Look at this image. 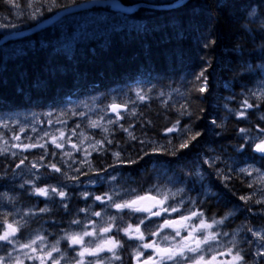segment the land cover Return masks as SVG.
<instances>
[{
    "label": "trees",
    "instance_id": "1",
    "mask_svg": "<svg viewBox=\"0 0 264 264\" xmlns=\"http://www.w3.org/2000/svg\"><path fill=\"white\" fill-rule=\"evenodd\" d=\"M106 1H114L121 5V10L130 13H121L120 10L97 4L81 14L115 15L120 25L110 27L106 23L100 30L94 29L86 41L71 51L58 46H43L55 45L57 42L56 37L59 36L51 34L53 26L59 23L56 22V16L70 8ZM33 2L35 11L42 13L43 19L52 23L50 27L9 41L0 48L1 115L17 114L20 106L41 111L39 109L49 102L54 103L53 111H59L71 107L77 95L119 94L117 103L120 106L124 105L123 97L131 94L132 88H140L148 96L144 105L137 106V121L148 128L144 131L138 126L128 139L144 141L142 150L149 154H143L141 149L135 150L128 142L118 149L124 156L132 158L129 168H133L136 175L133 179L142 182L138 175L143 173L144 176L147 166L158 158L180 159L183 162L180 168H185L182 172L179 170L180 174L188 172L190 175V169H195L196 165H209L206 162L214 159L213 153L220 148L226 149L227 142L236 143L240 140L243 142H237L236 147H245L247 151L240 155L233 153L232 166L226 168V177L232 180L229 183L231 191L223 199L231 201L232 198L233 210L237 208L236 204H250L252 195L245 196L250 188L249 181L246 178V183L240 181L241 185L237 186V181H234L236 178L232 175L237 169L236 165L251 161L252 157L256 161H264V157L257 155L250 147L252 144L240 134V129L253 132L264 129L258 116L264 110V102L250 100L253 107L248 108L245 118H228L226 122L223 109L228 104L226 100L230 92L247 91L264 75V70L260 69L264 64V0ZM43 5L45 7L40 9ZM12 7L8 0H0L1 13L10 15ZM124 20L126 24L121 26ZM28 24L31 28L37 25L33 22ZM256 25L260 30L255 32ZM4 35L0 36V42ZM211 41H215V44ZM14 42L19 45L25 42L27 47H19L20 53L11 47ZM201 72L207 77L205 92L198 90L202 86V78L198 79ZM173 90L181 93L180 99L176 100L175 96L169 100ZM163 93L166 96L162 100L159 97ZM192 122L194 132L200 135L187 148L181 149L179 145L192 135L189 131L185 132L182 142L175 139L171 145L164 144V135L169 127L182 125L189 129ZM194 141L196 145H193ZM221 156L223 158L224 153ZM8 168V165H1L0 175ZM7 190L11 191L10 188ZM241 197L249 199L243 200ZM215 203H210L211 210L221 214L224 206L216 207ZM224 204L227 205L226 201ZM248 219L253 224V220Z\"/></svg>",
    "mask_w": 264,
    "mask_h": 264
},
{
    "label": "rangeland",
    "instance_id": "2",
    "mask_svg": "<svg viewBox=\"0 0 264 264\" xmlns=\"http://www.w3.org/2000/svg\"><path fill=\"white\" fill-rule=\"evenodd\" d=\"M14 1H16L15 4L18 6L12 7L13 11H10V13H9L10 15H8V13L3 14L0 12V25H3V27H0V36H2L4 34L7 35L10 33H15V32L25 30V29H29L32 27V26L29 27L30 25L28 23H30V22H33L34 24H39V23L42 24V22L46 21L45 19H43L42 13L39 14L38 11H35L36 5L33 2L34 0H14ZM43 7H45V5L40 7V9H42ZM56 18L58 20L57 22H59V23L56 24L55 26L58 25L57 27H59L61 30L60 39H59L56 46H58L60 49L65 50V51H71L73 48H78L80 43L86 41V38L89 37V35L92 33V31L94 29H95V31H98L106 23L109 24L110 27H114V26L116 27V26L121 24V22L119 23L117 21V17L115 15L109 16L108 14L95 15L92 13H83V14L78 13V14H76V16L75 15L65 16L64 18H60L59 16L58 17L56 16ZM259 23H262V22L259 21ZM125 24H126V21L121 26H123ZM260 27H262V26H260ZM45 28H47V27H45ZM259 30H260V28L258 27V25H256L254 31L256 32ZM255 36L257 37L256 34H255ZM82 40H84V41H82ZM99 42H100V38L98 39V44H99ZM29 45H31V44H29ZM262 45L264 46V43ZM11 47L15 48L19 52V47L24 48V47H27V45L24 43H21L20 45L17 43H14ZM259 48H260V46H259ZM71 55L72 54H70L69 57ZM138 90H142V89L138 88ZM261 91H264V80L261 81V85L258 87L257 93L254 89L250 91V94H249L250 96L256 95L255 97H252L250 99L256 100L257 102L259 100L260 103L264 102V99H261L260 95H259L261 93ZM138 93H139V95H138ZM179 93L180 92L178 90H173L170 93V96L172 98V97L177 96ZM241 95L242 94L239 93L237 98H239V96H241ZM141 96H143L144 98L141 99L140 98ZM147 96H148L147 94L141 93V92L136 91V90L132 94L126 95L125 96L126 97L125 99L127 100L126 106L128 107L127 108L128 109V115L130 114V116L127 115V116H122V117H124L125 119L134 117L135 114H137V109H136L137 106L144 105L142 102L147 100ZM165 96L166 95L163 93L162 95H160L159 98L163 100L165 98ZM246 98H249V97L246 95L245 99ZM106 100H107V102L106 101L104 102L103 98L100 96H86V97H82L80 100H78L76 105L79 106L80 108H83V110L79 114V117H80L82 124L85 127H87V125H86L87 121L85 118L86 110H88L90 113H96L97 111L100 112V110L103 113V111H104L103 114L101 113V115H95L94 116L95 119H93V122H95V124L97 126H95L92 130L90 128H88L90 130V133L81 134L82 136H78V137H68L67 136L68 134H67V131L65 130V128H66V125H69L70 122H67L66 120H64V117L71 122H75V120H79V119H77L76 112H74V113H71L69 111H65L66 113L65 112H59L60 115L53 117L54 115H52L51 112L53 113V112H58V111H52V110L49 111V109H47L45 107L43 109H39L41 111H33V110L30 111V109H25V106H20L17 109V114H15V115L14 114L9 115V113H6L4 115L0 114V125H7V127H0V156H2L6 160H8L7 158H9V156L16 158L18 156V153L16 151L18 149L21 151H25V152H31V153L35 152L39 155V157H38L37 161L36 160L32 161V164H30V166L33 169H36L37 171L34 172L32 170L33 172L32 171L31 172L34 173L35 178H40V180H42V181H51L54 183V184L43 183V184L39 185V187L34 188L33 190H27L26 192L24 191V193L20 197L18 195L13 196L12 194L5 192V191L1 192L0 193V218H2V222H6V221H9L11 219V216L7 213L8 206L14 208V207H16L17 204L21 203V204H23V206L25 208L24 214L29 215V214L34 213V211L38 208L39 204L44 203V202H47V204H45V207H49L50 205H54V204L57 205L58 206L57 211L60 212L59 208L60 207L63 208L61 201H63L64 204H66L67 206L73 207V209L76 212L75 213L73 211L74 216H77V213L81 212V209L84 207L86 209L85 211L87 214L86 219H88V221L86 220V222H88L90 224V226H92L93 224L98 225V224H100L101 221L103 222V217H102L101 213L99 216H96L93 219L88 217V211L92 212V210L90 207H88L86 205L90 202L92 193L94 192V190L93 191L90 190V186L92 185V182H90L91 180L87 181V182L85 181V182H82L81 184H79L78 182H76V177L80 174L90 173L92 171L100 172L101 174L98 175V177H101V176L106 175L110 171V170H106V169H105L106 171L103 170V168L106 167V165L108 163L106 162V160L102 156H99L97 158H91V155L93 153L99 152V148L101 147L100 144L95 142V141L93 143H88L89 139H91L90 134L93 133V135L99 134L102 136V133L99 132V131H101L100 127L104 126L103 127V131H104L105 129H108V127L111 128L112 125L114 124L116 117H112V116L108 117L107 111L109 108H111L113 105L116 104V101L112 98V96H108ZM241 102H240L239 106L230 107L229 111L232 113V114L229 113L230 118L240 117L241 108H242V105L244 103V102L243 103H241ZM101 105H102V107H100ZM0 106H2V103H0ZM131 109H132V111H131ZM133 111H135V112H133ZM263 111L264 110L261 111L262 112L261 114H262V117L264 119V112ZM259 112H260V110H259ZM24 113H26V114H24ZM243 113L245 114V112H243ZM118 115L119 114H117V116ZM98 116H99V118H98ZM42 118H44V120L46 121L45 123H44V120H42ZM109 121H112V123H110ZM128 122H129V124H128ZM128 122L126 124L128 126H130L132 124V122H130V121H128ZM135 126L136 127L139 126L144 131H146L148 128L147 126L141 125V122H139V121H136ZM263 126H264V124H263ZM189 129H190L189 133L193 134L194 130H195V128L193 126V122L190 124ZM124 131L125 130H121L120 132L113 133V139L111 141H109V144L111 143L110 146H113L114 144L117 146H120V144H122V141L124 140L125 141L124 143L128 142L131 146L134 147L135 150H140L143 148V146L145 145L144 141L129 140L128 137H126V135H125L126 132H124ZM128 131H129V133L131 132L130 135H132L133 128H130ZM182 131L183 130H181V134H180L181 136L185 132V131H183V132ZM241 133L242 132L240 131V134ZM240 134H239V137H240ZM245 134L248 136L246 137ZM245 134L243 135V137L246 138L247 140H250L251 139L250 137L252 135V131L249 130ZM17 136L19 137V139L14 138ZM57 139H66V141L69 142V145L65 146L62 150H59V148H56V144L53 143V140H57ZM74 139H78L79 142L83 143L84 150H82V153H80V159L75 161V162H78L77 165L71 166L70 161H71L72 157L75 155V150L77 148V146L73 147L72 140H74ZM5 141H7V143H5ZM237 142L241 144L243 141L239 140ZM236 143L229 141V142H227V145H226V151H229L232 154V156H233V153H235L234 148L236 146ZM153 144H155V142H153ZM14 145H19V146L14 147ZM26 145H34V146L25 148ZM40 145H43V147H41ZM193 145H196V141H194ZM107 150L108 151L110 150L109 146H108ZM215 152H216V154H215V158L213 159V163L209 164V167H208L209 170H211V171L213 170V172L210 171L208 173L209 174L213 173L214 175H209L206 173L205 178L209 182L212 183L214 191L216 190L215 192L217 194V199L223 200L224 196L229 194L231 191L229 183H231L232 180L229 181L228 179H225V177H226L225 174L227 175L226 168L229 165H227L226 163L223 162V159L220 158V154L218 151H215ZM119 153H120L119 159L114 155L116 161L124 162V161L131 160V158L129 156H124L123 154H121V152H119ZM107 154L110 155L111 153L105 152V156H108ZM87 155H90V156H87ZM50 157H51V160H50ZM34 159H36V158H34ZM226 159L229 161L230 158H226ZM29 160H30V158H29ZM147 160H150V158H147ZM166 160L168 161L167 164L176 162L175 163L176 168L178 170H180L181 172L185 169L184 166H182L180 168V165L182 162V161H180V159H171L170 158V159H166ZM177 161H179V162H177ZM24 162L27 163V161H23L16 166V168L14 170L15 173L19 172V169L22 166V163H24ZM216 163L218 164V166L220 168L218 170H216L217 169ZM259 163L264 167V162L261 161ZM52 164H55L56 167H58V168L62 167V168H60L61 172H55L50 167V165H52ZM67 165H68V167H66ZM96 165H99L100 167H96ZM109 165H115V164L113 161H111V162H109ZM45 167L49 169V171H50L49 173L44 172ZM149 168H150V166H147V169H149ZM40 169H42L41 172H40ZM247 169L252 171V175H248V176H251L254 179V182H250L252 184V186L248 189V191L251 190V193H245V195H247V194L249 196H250V194L252 195V196H250L251 204H248L246 206H244V205L240 206V205L236 204L237 208L234 210L231 208L230 210H232V211H228L224 215V217L225 216L228 217L227 218V220L229 221L228 224L233 223L235 225V222L233 220L235 219V215L237 213V215H239L238 216L239 219H242L243 223H247L248 218H250L251 216L255 217L254 215H252L251 213H248V212L249 211L254 212L255 210L258 209V210H260V212H259L260 217L257 219L259 220V222L262 225H264V218H261V216L264 214V204L256 202L258 200L263 199L262 197H263V193H264L262 191V190H264V186H263L264 184H262L260 182L259 177L257 176V172H260V173H264V172L260 171L258 169V167L255 166V164H253L251 167H248ZM238 170H239V168L232 175L233 177L236 178V180H234V181H237V183H238L237 186L241 185V182L245 181V183H246L245 176L240 174V173H237ZM28 171H30V170H28ZM215 173H217V174L215 175ZM6 176H7V174L4 173V177H6ZM29 176H31V175H29ZM138 177L140 179H145L147 184L150 185L149 177L147 175L143 176V174H139ZM35 178H33L32 181H34ZM215 179H216V181L220 180L221 183H217L215 181ZM9 180H10L9 177H7L4 180L2 178H0L1 182H6V181L8 182ZM38 180L39 179H36L34 182H30V183H32L31 185H34L36 183V181H38ZM110 180L112 181V179H110ZM20 181H22V180H20ZM13 183L14 182H12L10 184H13ZM67 185H68V187H67ZM128 185L126 184V186H128ZM220 185L222 187L223 193H221L220 189L218 188ZM15 188H16V186L13 189H15ZM37 188L49 189V195L47 197H45V196H40V195L35 194ZM52 188H56L58 192H63L66 195L64 197H61V196L57 195L56 193H52L51 192ZM25 189H27V188H25ZM166 195L169 197V200L166 203H170L171 205H176L180 208V211L177 212L179 214V216H181L182 213L187 214V213H184V211L182 210L183 207L186 205L185 200L181 199L180 201L176 202V201H174L176 199L175 197L171 198L170 195H168V194H166ZM128 198H130V197H126L125 199H128ZM190 198L192 200L195 199L197 202H203V204H205V206L208 207L209 204L211 203L212 195H210V194H205V195L190 194ZM118 202H121V200L119 199ZM81 203H83V204H81ZM251 206H252V208H254V210L249 209V208H251ZM114 210H117V209L114 208ZM211 211L214 215H219L218 212H215L213 210H211ZM233 212H235V213H233ZM13 213H14L13 214L14 219H17V217L19 216V214L21 212L19 210L13 209ZM121 214L115 215V217L118 219ZM63 223H65V222H63L62 220H59V221H56L57 227L54 226L52 228H48V232H49L48 237H55L56 236V230L60 231V229H62V227H63ZM186 223H192V221H189ZM177 227H179V225H177ZM6 229H7V227L4 230H6ZM228 229H230L229 226H228ZM245 229H248V228H245ZM4 230H3V232H4ZM261 230H262V232H264V228H261ZM159 232H160V235L152 236V240H153V242H155L156 246L166 247L169 243H171V244L173 243V240H170V241L163 240V237L166 234L169 236H174L175 233H173L172 231L164 230L162 227L159 230ZM234 233L236 234L235 230H232L230 237L225 244V247L229 244L230 239L235 235ZM184 234H187V233L184 232ZM67 235H70V233H68ZM32 238L35 239L34 237H32ZM9 245H10V249H11L10 254L6 255V256L0 255V258L4 259V264H12L14 258H19L20 261L24 260L25 258H28V256L23 255L24 250L21 248L20 245H18L16 243H12ZM140 249L141 248L139 247V244H136L135 249H134L136 255H138ZM41 252H43V250L38 251L36 256H40L39 254ZM46 253H48V252H46ZM261 253H262L261 251L256 252V254H258V255H261ZM30 255H31V253H30ZM230 259H231V257H230ZM230 259L221 260V261H228ZM34 263L40 264V261L38 259H35L33 261V264ZM21 264H23V263H21ZM45 264H48V260L45 261Z\"/></svg>",
    "mask_w": 264,
    "mask_h": 264
},
{
    "label": "snow or ice",
    "instance_id": "3",
    "mask_svg": "<svg viewBox=\"0 0 264 264\" xmlns=\"http://www.w3.org/2000/svg\"><path fill=\"white\" fill-rule=\"evenodd\" d=\"M12 6H18L15 4L14 0H8ZM54 2V0H53ZM0 27H3V25H0ZM212 44H215V41H211ZM199 78H202V86L198 89L200 92H205L207 90V77L204 76V73L201 72L199 74ZM139 95V93H138ZM255 95V94H254ZM261 99H264V91H261L259 94ZM141 99L144 97L141 96ZM246 108H252L253 104L248 103L247 101L244 102ZM113 110L115 111L118 106L113 105ZM241 116L244 115L243 112L240 113ZM112 123V121H109ZM92 126H97L96 124H93ZM0 127H7V125H0ZM107 129H105L106 131ZM175 126L173 128L168 129L169 132L175 131ZM183 131L188 132L190 129H184ZM241 132H245V129H240ZM261 131H264V129H261ZM199 133H193L188 139L181 143L179 145V148H187L191 141L196 140L199 136ZM15 139H19V137H14ZM7 143V141H5ZM53 143H55V140H53ZM99 143V142H97ZM19 145H14V147H18ZM34 145H26L27 147H33ZM43 147V145H40ZM56 147H61L60 144H56ZM73 147H76L73 145ZM250 147L253 148L255 152H258L261 154L262 157H264V137H260L258 141H255ZM118 159L120 157V153H113ZM50 167L55 172H61V169L56 167L55 164L50 165ZM242 172H244L247 175H252V171L249 169H241ZM257 176L259 177V180L262 184H264V173L257 172ZM227 179V177H225ZM252 184H249V187H251ZM264 191V190H262ZM52 193H56L57 195L64 197L66 194L63 192H58L56 188L51 189ZM40 196L47 197L49 195V189L47 188H37L36 193ZM174 198V197H173ZM95 199L100 200L101 202H108L111 201V207L116 208L118 211H124L125 209L136 212V213H146L147 216L141 217L138 220V223L136 225L135 231L140 233L137 239L143 241L146 239L144 233L140 232V225L144 224L146 219H150L154 216H160L163 213H174L180 211V208L176 205L169 204L167 207H164V204L169 200V197L167 195L162 196L160 200H157L156 196L153 195H139L136 194L134 197L128 198V199H122L121 202H117L113 199L112 196L100 197L97 196ZM243 200L249 199L248 197H241ZM146 201H151V204H146ZM257 203H264V200H258ZM64 207H67L65 204ZM156 209V210H154ZM93 215L99 216V212H94ZM228 217L225 216L224 219L216 220L215 218H211V222H209L204 217V213L197 211L195 209H192L190 211H187V214H181L179 219H166L163 221L162 225L159 227L162 228H168L171 229L172 232L175 233L174 236L165 235L163 237V240H175L176 237H179V241L172 245L169 243L166 247H158L155 245V242L151 243H142L139 245L140 248L145 249H151L156 253V256L149 255L145 260L144 264H246L244 255L241 254V251H234V245L233 247H229L226 251H222L218 248V245L221 243L220 236L222 233L216 229L219 225L224 224V220ZM113 221H115L116 217L111 218ZM189 221H195L194 223H186ZM72 223L80 224L79 220H74ZM179 225V227H177ZM132 226L129 225L128 228H118L117 231H123L126 235L129 232V228ZM181 229L184 230L187 234H182ZM111 230V225L107 228H103L102 231L107 232ZM251 231V229H250ZM17 232V228L13 227L11 224L7 226V229L4 230L3 234L0 235V241L12 244L13 243V237L15 236ZM150 236H158L160 235L159 231H150L148 233ZM226 235V233H225ZM253 235H257L256 232H253ZM86 236H94L93 232H89L87 230H84L80 233H75L72 235H66L63 237V239H66L69 243V245L73 246L75 248H79V251H75V256L73 258V264H85V261L83 259H77V257H83L85 254L91 257H96V259L89 260L87 264H102L103 258L100 257V253L102 251H109L113 252L114 258L119 259V256L115 254L113 248H107L105 249L102 244L100 243H94V244H85L84 237ZM259 238L261 240H264V234L260 235ZM37 239L43 241L44 237L39 236ZM111 241L113 244H115L116 247L120 246V241H117L115 237L111 238ZM36 240L33 239L29 243H26L24 245H21V248H28L31 249V252H38L42 249L40 248H34L32 245L36 244ZM104 244L108 243V240H105L103 242ZM57 244H59V241H57ZM47 245H45L46 247ZM55 252H61L59 247L57 245H52L51 250L46 253L49 260L52 261V264H59V260L64 258V254L61 252L60 256L57 258H54L52 253ZM29 259H38L40 261V264H45L44 256H31L30 254H26ZM138 255H142V253H138ZM261 255H264V253H261ZM220 256H228L231 257L228 261H221L219 259ZM157 257H159L157 259ZM0 264H4V259L0 258ZM12 264H21V261L19 258H14Z\"/></svg>",
    "mask_w": 264,
    "mask_h": 264
},
{
    "label": "flooded vegetation",
    "instance_id": "4",
    "mask_svg": "<svg viewBox=\"0 0 264 264\" xmlns=\"http://www.w3.org/2000/svg\"><path fill=\"white\" fill-rule=\"evenodd\" d=\"M179 126H180V128H179L180 132H181V130L185 129V127L183 128L182 125H179ZM194 133H196V132H194ZM184 138H185V132L181 136V139H178L176 136L169 134L168 135V139H169L168 142H171L172 139L174 141H175V139H178L180 142H182ZM239 139H240V137H239ZM168 142H164V144H166ZM236 146H238L237 143H236ZM221 150H224L225 153H224V157L222 158V156L220 155V158L223 159L224 163L229 165L228 167L230 169V167L232 166L231 164L233 162V158L235 156H231L229 151H226V149H224V148H222ZM226 158H230L229 161ZM212 162H213V160L211 161L210 164H212ZM110 166H112V165L107 164L106 167L103 168V170L110 169V171L104 176L112 174L116 170H123V171L126 170V168H123V167H118V169L117 168L111 169ZM96 167H100V166L96 165ZM216 168H217L216 170L220 169L217 163H216ZM128 170H130V169H128ZM206 171L208 173L210 171L209 168ZM94 174H95V171H92L90 173H84L82 175V177L79 178V180H77L76 182L82 183V182H85L86 180L87 181L91 180L90 182H96L100 179V177H98V175H96V174L94 175ZM129 174L131 175L132 172H129ZM225 176H226V174H225ZM207 182H209V181L206 179L204 181V183L202 184V189H205L207 187L208 190H210V193L208 192L207 194H210L213 196L211 203L216 202L215 203L216 207L218 205L224 206V211L219 215H214L211 211V207L209 206V208H208L209 209L208 210L209 216L215 217L218 219H222V218H224L225 212L228 210L230 211V209L232 208V205L234 204V201H232V198H231V201L226 200V199H223V200L217 199V194L213 189L212 183L209 182V183H211V189H210L209 188L210 184ZM216 182L221 183L220 180H217ZM197 188L198 189L196 190V192L198 193V192H200L199 185L197 186ZM218 188L219 189L222 188L221 185ZM90 190H91V188H90ZM212 190H213V192H212ZM96 191L98 194L103 193L102 190H96ZM220 191H221V193H223L222 189H220ZM5 192H8L12 195L16 194L20 197L24 193V187H19L17 190H11V191L5 190ZM248 193H251V190H249ZM245 196H248V194ZM263 200H264V193H263ZM223 201H226L227 205L224 204ZM249 202L251 204V199L249 200ZM261 204H264V203H261ZM239 205L243 206V204H239ZM57 207L58 206L55 204L50 205L49 207H45L44 204H41L40 207L35 211L33 218H24V216H22V220L24 219V221L21 223V225H23V227L26 228L27 230L38 229L39 231L42 232V234H44L45 236L46 235L48 236L49 235L48 228H52V227L56 226L55 222L58 221V219L55 215V214H57ZM250 209L254 210V208H252V206ZM85 210L86 209L83 207L81 209V212L77 213V216H74L73 212L69 211L68 209L60 207L61 214H63L67 218V223H63L62 229L64 231L62 229H60V231L58 232V235L55 237H50V240L52 241L51 246L57 245V247H59L61 252L64 254L66 264H73V258L75 256V251H79V248L77 247L74 249V247L69 245L68 241L66 239H63V237H65V235H67L68 233H70V235H72L75 233H80L79 231L84 229V228H88V225L86 224L85 215H84L86 213ZM215 212H217V211H215ZM259 212H260V210H255L254 212L249 211L248 213H251L252 215L255 216V217H252V216L250 217L253 220V224H251L250 219H248L247 223L242 222V224H241L242 227L244 229L245 228L251 229L253 227L264 228V225H262L259 222V220L257 219L260 217ZM145 216H147V215L134 213L132 215V222L131 223H129V224L121 223L122 224L121 228H128L129 225L132 226L131 228H129V232L127 235L123 231H119V232L117 231L116 232L117 227H118L117 222L116 221H110L105 226V228H107V227H109V225H111L110 231H107V232L103 231L102 233L94 232L95 237L93 239H88L87 238L88 236L84 237L85 244L89 245L90 243L91 244L100 243V244H102V246L105 249H107V248H113L114 249L115 254L119 256V259L114 258L113 252L102 251L100 253V257L103 258L102 264H138V261L140 259H146L149 255H151V254L154 255V253H155L151 249L141 248L139 253L142 252V255L138 256V255H136L135 250H134L135 246L139 240L136 237H138L140 235V233L135 231V228H136V225L138 223L139 218L145 217ZM169 217H171V214H167L165 216V213H162L160 216H154V217H151L150 219H146L145 223L140 225V232L144 233L146 239L143 241L140 240V242L138 244L141 245L142 243L153 242L152 236H150L148 233L150 231H159L161 229V227H159V226H161L163 221L168 219ZM172 218H174V217L172 216L170 219H172ZM261 218H264V217H261ZM74 220H79L80 224L72 223V221H74ZM154 220L157 224L156 227L153 226L152 221H154ZM232 224H222V225H219L216 229H214V230H218L222 233V235L220 236V241L227 240L230 237V234L234 228L242 229L239 225H234V224L232 225ZM228 226L230 229H228ZM163 229L165 230L166 228H163ZM224 230H226V231H224ZM89 232H91V231H89ZM225 233H226V235H225ZM112 237H115V239L117 241H120L119 247H116L115 244L112 243V241H111ZM105 240H108L107 244L103 243ZM236 240H237L236 242L230 243L231 244L230 246L227 245L225 247L224 244H220L218 246V248L222 251H226L229 247H233V245H234V250L241 251V254L244 255L246 264H260L255 259L247 258V254L250 252L249 236L246 235V233H244V232H240L238 234ZM46 241H47V238L44 237V240L42 241V243H45ZM57 241H59V244H57ZM120 251H121V254H120ZM61 252L53 251V257L54 258L59 257ZM77 259H83L85 261V264H87V262L89 260L96 259V257H91V256H88L87 254H85V256L77 257Z\"/></svg>",
    "mask_w": 264,
    "mask_h": 264
},
{
    "label": "bare ground",
    "instance_id": "5",
    "mask_svg": "<svg viewBox=\"0 0 264 264\" xmlns=\"http://www.w3.org/2000/svg\"><path fill=\"white\" fill-rule=\"evenodd\" d=\"M181 1V0H180ZM164 2V1H163ZM162 2V3H163ZM169 2V1H168ZM183 5V4H182ZM97 7V6H96ZM103 7V6H102ZM95 8V7H94ZM175 8H176V6H175ZM136 9V8H135ZM92 12V11H91ZM81 14V13H80ZM83 14V13H82ZM121 15V14H120ZM130 15V14H129ZM76 16V15H75ZM58 17V16H57ZM126 17V16H125ZM71 18V17H70ZM119 18V17H118ZM68 19V18H67ZM106 21V20H105ZM112 22V21H111ZM58 26V25H57ZM54 27V26H53ZM72 27V26H71ZM74 28V27H73ZM60 29V28H59ZM69 29V28H68ZM75 30V29H74ZM66 31V30H65ZM71 31V30H70ZM64 32V31H63ZM70 35V34H69ZM96 36V35H95ZM94 37V36H93ZM87 40V39H86ZM82 41H84V40H82ZM31 42V41H30ZM78 44V43H77ZM73 47V46H72ZM71 47V48H72ZM73 50V49H72ZM95 104V103H94ZM131 107V106H130ZM106 108V107H105ZM92 110V109H91ZM31 111V110H30ZM50 111V110H49ZM131 111H132V109H131ZM133 112H135V111H133ZM264 112V111H263ZM46 113V112H45ZM49 113V112H48ZM52 113V112H51ZM66 113V112H65ZM100 113H102L101 112V110H100ZM103 113H104V111H103ZM102 113V114H103ZM231 113V112H230ZM24 114H26V113H24ZM80 114V113H79ZM83 114V113H82ZM232 114V113H231ZM236 114V113H235ZM15 115V114H14ZM106 115V114H105ZM8 116V115H7ZM20 116V115H19ZM76 116V115H75ZM83 116V115H82ZM128 116H130V114L128 115ZM10 117V116H9ZM17 118V117H16ZM61 118V117H60ZM98 118H99V116H98ZM84 122V121H83ZM128 124H129V122H128ZM67 126V125H66ZM173 126V125H172ZM171 126V127H172ZM171 127H169V129L171 128ZM174 127V126H173ZM172 127V128H173ZM175 128H177V130H179V128H180V126L179 125H175ZM92 130V129H91ZM165 130V129H164ZM181 130V129H180ZM253 130V129H252ZM90 131V130H89ZM257 131V130H256ZM125 132V131H124ZM131 133V132H130ZM93 134V133H92ZM95 134V133H94ZM170 134V132L167 130L166 131V134L164 135V140H165V142H168L169 140H168V135ZM251 134V133H250ZM161 137V136H160ZM159 139V138H158ZM168 140V141H167ZM173 142H174V140L172 139L171 140V142H168L167 144H169V145H171V144H173ZM163 143V142H162ZM111 144V143H110ZM160 144V143H159ZM156 145V144H155ZM158 147V146H157ZM123 148V147H122ZM151 148V147H150ZM191 148V147H190ZM120 149V148H119ZM157 149V148H156ZM84 150V149H83ZM94 150V149H93ZM122 150V149H121ZM158 150V149H157ZM156 150V151H157ZM191 150V149H190ZM141 151L143 152V154H149V153H146L145 151H144V149L142 150L141 149ZM152 151H153V149H152ZM196 152V151H195ZM235 152V151H234ZM35 153V152H34ZM119 153V152H118ZM154 153V152H153ZM156 153L157 152H155V155H156ZM215 153V152H214ZM213 153V154H214ZM230 153V152H229ZM88 154V153H87ZM91 154V153H90ZM231 154V153H230ZM30 155V154H29ZM28 155V156H29ZM152 155V154H151ZM189 155V154H188ZM32 157H33V155H31ZM87 156H90V155H87ZM153 156V155H152ZM231 156H232V154H231ZM233 156H234V154H233ZM6 157V156H5ZM8 157V156H7ZM178 157V156H177ZM205 157V156H204ZM8 159V158H7ZM41 159V158H40ZM57 159V158H56ZM161 159V158H160ZM195 159V158H194ZM203 159V158H202ZM211 159V158H210ZM152 161V160H151ZM209 161H211V160H209ZM61 162V161H60ZM205 162V161H204ZM190 163V162H189ZM213 163V162H212ZM109 164V163H108ZM62 165V164H61ZM205 165V164H204ZM21 166V165H20ZM234 166H235V164H234ZM66 167H68V165L66 166ZM60 168H62V167H60ZM65 168V167H64ZM118 169V168H117ZM193 169V168H192ZM8 170H10V168H8ZM117 171V170H116ZM239 171V170H238ZM237 171V172H238ZM112 172V171H111ZM115 172V171H114ZM100 173V172H99ZM230 173V172H229ZM95 175V174H94ZM187 175V174H186ZM45 178V177H44ZM6 179V178H5ZM213 179V178H212ZM211 179V180H212ZM4 180V179H3ZM69 180V179H68ZM216 180V179H215ZM7 182V181H6ZM19 182V183H18ZM65 182V181H64ZM86 182H87V180H86ZM207 183H209V182H207ZM67 184V183H66ZM65 184V185H66ZM210 184V183H209ZM128 185V184H127ZM149 185V184H148ZM208 185V184H207ZM16 186V188L15 189H13L14 187ZM264 186V185H263ZM19 187H24V181H20V180H17V181H14V183L11 185L10 183L9 184H7L6 186H5V190H7V189H11V190H17ZM67 187H68V185H67ZM68 189V188H67ZM198 189V188H197ZM220 189H222V188H220ZM71 190V189H70ZM69 190V191H70ZM261 190V189H260ZM216 191V190H215ZM212 192H213V190H212ZM211 192V193H212ZM264 192V191H263ZM215 193V192H214ZM197 194H200V192H198ZM16 195V194H15ZM215 195V194H214ZM14 196V195H13ZM198 197V196H197ZM211 197V196H210ZM213 197V196H212ZM215 197V196H214ZM263 198V197H262ZM197 199V198H196ZM263 200V199H262ZM223 202H225V201H223ZM209 206H211V204H209ZM209 206H208V208H209ZM229 211V210H228ZM228 211H226L225 213H227ZM231 211V210H230ZM242 211V210H241ZM233 213H235V212H233ZM254 214V213H253ZM231 215V214H230ZM239 216V215H238ZM224 231H226V230H224ZM229 231V230H228ZM224 234V233H223ZM235 234V233H234ZM249 252V251H248Z\"/></svg>",
    "mask_w": 264,
    "mask_h": 264
},
{
    "label": "water",
    "instance_id": "6",
    "mask_svg": "<svg viewBox=\"0 0 264 264\" xmlns=\"http://www.w3.org/2000/svg\"><path fill=\"white\" fill-rule=\"evenodd\" d=\"M104 5V6H109V7H112L113 9H117V10H121L122 7L121 5H119L118 3H115L114 1H106V2H92L91 4H87V5H83V6H78V7H74V8H70L64 12H62L60 14V17H64V16H68V15H72V14H76V13H79L81 11H86V10H89L92 8V6L94 5ZM123 13H126L125 10L122 11ZM43 25H39L38 27H36L35 29H32L30 31H27V32H24V33H20V34H14V35H11V36H8L6 37L1 44H3L5 42V40L11 38V37H16V36H19V35H28V34H31L33 32H35L36 29L42 27ZM0 44V46H2Z\"/></svg>",
    "mask_w": 264,
    "mask_h": 264
}]
</instances>
